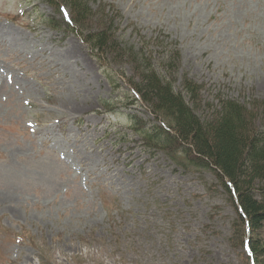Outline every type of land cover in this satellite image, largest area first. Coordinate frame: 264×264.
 I'll return each mask as SVG.
<instances>
[{"label":"rangeland","instance_id":"1","mask_svg":"<svg viewBox=\"0 0 264 264\" xmlns=\"http://www.w3.org/2000/svg\"><path fill=\"white\" fill-rule=\"evenodd\" d=\"M102 4L120 45H148L153 63L178 50L176 84L202 86L201 120L217 97L264 103V0ZM64 8L0 0V264H264V225L249 234L255 263L214 172L143 146L133 115L157 121L127 85L132 66L47 25Z\"/></svg>","mask_w":264,"mask_h":264},{"label":"trees","instance_id":"2","mask_svg":"<svg viewBox=\"0 0 264 264\" xmlns=\"http://www.w3.org/2000/svg\"><path fill=\"white\" fill-rule=\"evenodd\" d=\"M45 1L58 13L61 3L68 9V18L46 20L50 28L63 27L79 35L101 59L109 57L110 62L125 61L132 66L127 85L158 122L151 128L146 123L140 126L141 119L133 115L143 146L181 156L192 165L214 172L233 201L242 228L241 247L249 251V261L256 263L258 244L252 243L249 234L264 225V130H258L253 120L257 115L255 104H262L264 110V103L253 100L247 105L217 97L215 103L207 102L213 110L201 120L196 110L201 106L202 86L185 75L176 84L178 72L173 61L178 57L177 49L165 45V57L155 55L158 62L153 63L155 51L148 45L136 49L120 45L114 33V19L119 15L112 6L108 15L103 4L92 10L90 4L97 0Z\"/></svg>","mask_w":264,"mask_h":264}]
</instances>
